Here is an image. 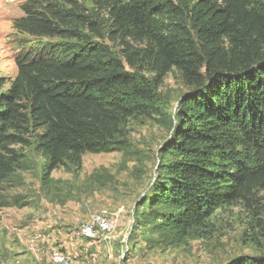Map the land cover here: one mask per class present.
I'll use <instances>...</instances> for the list:
<instances>
[{
    "label": "trees",
    "instance_id": "trees-1",
    "mask_svg": "<svg viewBox=\"0 0 264 264\" xmlns=\"http://www.w3.org/2000/svg\"><path fill=\"white\" fill-rule=\"evenodd\" d=\"M91 2L106 30L78 0L20 6L16 76L7 89L0 78V182L17 169L15 148L30 146V135L45 176L86 154L118 151L122 126L153 114V89L176 70L189 92L165 145L169 161L139 205L184 233L206 228L218 210L259 205L264 0ZM75 236L101 240L79 229ZM234 264H264V252Z\"/></svg>",
    "mask_w": 264,
    "mask_h": 264
},
{
    "label": "rangeland",
    "instance_id": "rangeland-1",
    "mask_svg": "<svg viewBox=\"0 0 264 264\" xmlns=\"http://www.w3.org/2000/svg\"><path fill=\"white\" fill-rule=\"evenodd\" d=\"M25 1L0 0L4 89L16 76V43L21 37L12 25L22 16L20 6ZM78 1L106 30L105 17L91 0ZM187 92L180 74L172 70L153 89V114L122 126L118 151L86 154L80 165L60 166L49 176L44 175V160L35 152L31 135L30 146L16 147L23 158L15 172L0 182V264H62L61 259L54 261L52 254H60L57 251L66 255L60 254L68 264H234L262 255V197L259 205L250 208L239 203L218 210L206 228L185 233L158 225L154 214L139 205L169 161L165 145L178 103ZM98 216L111 224L105 235L94 225L101 242L72 237Z\"/></svg>",
    "mask_w": 264,
    "mask_h": 264
},
{
    "label": "bare ground",
    "instance_id": "bare-ground-1",
    "mask_svg": "<svg viewBox=\"0 0 264 264\" xmlns=\"http://www.w3.org/2000/svg\"><path fill=\"white\" fill-rule=\"evenodd\" d=\"M107 221H106L105 218H102L101 216H98V217H96V218L93 219L92 223H89V224L86 225V226H92L93 227V233H91V239L96 238V235L98 233L96 231V229H94V225L98 226V228H99L98 229L99 234L101 233V234H104L105 235V234H109L110 233V231H111V224H109ZM86 226H82L81 229H84ZM80 234L83 235V232H80ZM85 238L89 239L88 237H85ZM53 258H54V261H56L57 259H61V262L60 263H62V264H68V261L66 260L67 258L61 256L60 254L54 253L53 254Z\"/></svg>",
    "mask_w": 264,
    "mask_h": 264
},
{
    "label": "built area",
    "instance_id": "built-area-1",
    "mask_svg": "<svg viewBox=\"0 0 264 264\" xmlns=\"http://www.w3.org/2000/svg\"><path fill=\"white\" fill-rule=\"evenodd\" d=\"M80 232H83L84 237H88L91 239V233H93V227L92 226H86L84 229H80ZM68 261V259H66Z\"/></svg>",
    "mask_w": 264,
    "mask_h": 264
}]
</instances>
